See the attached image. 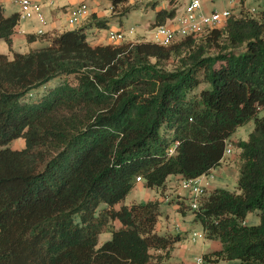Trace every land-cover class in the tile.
Listing matches in <instances>:
<instances>
[{"label": "trees", "instance_id": "trees-1", "mask_svg": "<svg viewBox=\"0 0 264 264\" xmlns=\"http://www.w3.org/2000/svg\"><path fill=\"white\" fill-rule=\"evenodd\" d=\"M110 1L119 16L136 6ZM239 10L167 45L92 43L79 26L29 33V42L46 43L0 52V264H162L180 236L157 230L158 198L124 202L137 176L161 189L171 174L202 175L232 142L242 148L237 190L205 189L189 208L205 237L221 242L202 254L204 264H264V14ZM176 14L160 8L152 24ZM88 18L108 26L96 12ZM20 22L0 0V39L11 46ZM57 77L65 78L26 100ZM251 120L249 138L233 141ZM251 210L259 223L246 222ZM105 231L112 237L98 246Z\"/></svg>", "mask_w": 264, "mask_h": 264}, {"label": "crops", "instance_id": "crops-1", "mask_svg": "<svg viewBox=\"0 0 264 264\" xmlns=\"http://www.w3.org/2000/svg\"><path fill=\"white\" fill-rule=\"evenodd\" d=\"M4 3L6 13H11L14 11H20V5L17 3L15 0H1ZM41 2L43 6V12L44 15L47 19V24H43L38 16H34L29 19H22L18 29L12 34V44L11 46L8 43V48L9 51H12L10 47H12L13 52L18 51L16 50V46L19 44H23L22 40L24 39L27 40V34L29 33H37L38 29L44 28L47 32H55V31H62L66 30L64 27L66 24H64V20H66L67 17V10L75 6L83 1H86L89 6L91 7V12H96L99 18H106L108 19V26L106 27H99L97 26L93 19H89L88 17L84 19L81 23L77 24L76 27L79 26H85L86 27V32L88 35V39L92 43H111V41L108 38V31L109 29H115V30H125V26L123 23V17L130 14V12L133 10L131 9L126 15L119 16L116 15L113 6L111 4L110 0H36ZM148 1L149 0H129L127 4H135V8L142 7L144 5L145 8L149 7L148 6ZM166 3V2H165ZM162 0L159 2L156 7L154 8L155 11H157L160 8H171L169 3L165 4ZM231 6L229 7H224V8H230L234 12H238L239 6H237V0H231ZM175 4V5H174ZM171 4L174 5L176 8V11L178 13V5L182 4L183 8V3L181 1H176V3ZM220 4V3H219ZM153 7L152 5H150ZM173 7V6H172ZM215 8H218L217 5L214 6ZM110 10L112 12V16L109 17L106 14V11ZM156 13V12H155ZM180 13V12H179ZM154 20V19H153ZM152 20V21H153ZM151 21V22H152ZM168 21V20H167ZM74 27V28H76ZM63 28V29H62ZM72 29V28H70ZM132 33V32H130ZM146 37H141V36H133V37H128L127 35L125 36V39L123 41H135V40H140L144 39ZM148 39V38H146ZM152 40V39H150ZM3 41V42H5ZM30 43H36L37 40L29 42ZM45 43L44 41L40 40L39 44L35 47H39ZM6 45V44H5ZM3 43V46H5ZM31 47V48H35ZM30 48V49H31ZM29 49V50H30ZM5 53V52H4ZM54 80V79H53ZM52 81V80H51ZM50 82V81H49ZM234 141H237L238 139H244L241 137H235L233 136L232 138ZM233 153V151H232ZM226 159V160H225ZM239 156L236 159L233 155H225L221 161V164H219L217 167L213 168L212 171L216 170V175L213 177H207V179H204V185L205 189L210 191L213 188L216 187H223V188H228L225 186L226 182L230 180L231 174L235 172V170L232 168V165H229L230 163H234L236 168H237V173L235 176L238 174V169H239ZM233 177V180L235 178ZM181 176L177 174H171L168 178V181L171 180V186L170 182L167 181V184L164 188L161 189H154L157 191L160 195L156 194L154 197L150 198H158L161 201V214L159 215L158 223H157V230L161 233H166V232H171L174 235H179L180 239L176 242L175 247L171 251L170 257L165 260L162 264H188L190 261L194 260L196 257L202 255L206 251L214 250L217 248L221 247V242L218 239H210L206 238L205 235L202 236L204 238L203 240V250L202 253H197L195 251L196 246L194 245L193 247L186 245L184 241L185 237V232L186 235H188L189 228L187 225H179L177 226L176 230H173L171 228V213L177 214L178 211L182 212L183 214L187 215V212L189 210V205L188 204V198H189V191L186 189H180L178 184ZM137 184H143V181H139ZM144 185V184H143ZM229 189V188H228ZM237 190V189H236ZM152 194V193H151ZM150 194V195H151ZM148 198V199H150ZM184 201V203H183ZM167 202V206L163 208L162 203ZM134 203V202H133ZM184 205L186 210H182L181 206ZM171 211V212H170ZM177 212V213H176ZM188 218V216H186ZM197 223H201L200 221L195 219V214H192V219ZM247 222V221H246ZM190 235V234H189ZM197 236V235H196ZM196 236L193 234L192 239L196 240ZM192 248V249H191Z\"/></svg>", "mask_w": 264, "mask_h": 264}, {"label": "rangeland", "instance_id": "rangeland-1", "mask_svg": "<svg viewBox=\"0 0 264 264\" xmlns=\"http://www.w3.org/2000/svg\"><path fill=\"white\" fill-rule=\"evenodd\" d=\"M161 1V0H160ZM165 4L170 5L171 6V0H162ZM172 2H175L172 0ZM203 2V6L205 11H210L213 8H215L214 6L217 5L218 9H223L224 7H229L231 6V0H216L215 2H209L207 0H202ZM220 3V4H219ZM146 5L142 6V7H137V8H133V10L130 12V14L126 15L123 17V23L125 26V34L128 37H133V36H141V37H146L148 39H152L154 41H158V39L154 36V33L157 29V26H153L152 24V20L155 17V9L153 7H151L150 5H148L149 7H146ZM237 6L240 7V10L245 13H250V14H254L257 17H261L264 14V0H237ZM254 8V10L252 9ZM183 8H182V4L178 5V13L182 12ZM239 10V11H240ZM106 14L111 17L112 16V12L110 10L106 11ZM239 14V13H238ZM237 14V15H238ZM66 20H64V24L65 25V29H70V28H74L77 26V24H71L68 23V19L66 17V13H65V17ZM134 28L133 31H130V28ZM63 29V28H62ZM46 31V30H45ZM132 32V33H130ZM4 39H0V52H5L7 53L10 57L13 56V49L12 47H10V49L12 51H9V46L8 43L5 41ZM23 44H19L16 46V50L24 52V51H28L31 47H35L37 46V44H39L40 40H37L36 43H28L26 39H24V41L22 40ZM3 43L5 46H3ZM46 43V42H45ZM43 43V44H45ZM245 48V45L239 46L238 48H236V51H241ZM214 50V49H212ZM178 59H173L169 62V67H173L175 65V63H177ZM222 63H224L223 60H219L216 63V66H220ZM202 74V73H201ZM203 76V74L201 75ZM63 78L65 77H57L56 79L38 87L33 89V94L29 95L27 94L26 96V100H38L41 96H43L44 94L47 93V91L51 88L54 87L56 85H58L60 82H62ZM204 79V78H203ZM206 86L205 82H202L199 86L198 89H201L202 87ZM255 127V123L254 120H251L250 122L246 123L245 125L239 126L237 131L234 133L235 137H241L244 139H248L249 138V133L253 130V128ZM234 141V140H233ZM24 145V139L20 138V139H15L12 143L11 146L12 147H17L20 148ZM231 147H232V151L233 153H227L226 155H233L236 159L238 158V156L240 157V153L242 151V148L236 145V142H232L231 143ZM226 160V159H225ZM240 162V160L238 161V163ZM229 165H232V168L235 170L234 173L231 174V178L229 181L226 182L225 186L228 187L230 190H236L238 188V182H239V173L240 170L238 169V174L235 176V174L237 173V168L235 166L234 163H230ZM212 173L214 175H216V170L212 171ZM235 176L234 180L233 177ZM207 177L210 176H206L205 180L207 179ZM171 180H169L168 182H170ZM170 182V186H171ZM179 188L181 189V185L178 184ZM184 189V188H182ZM157 191H155L153 188L147 187L143 184H137L135 187H133L130 192L128 193V195L126 196V198L124 199V202L126 204H131L133 202H142V201H146L148 198L150 197H154V195L156 194ZM152 193V194H151ZM151 194V195H150ZM158 195H160L157 192ZM189 198H188V204H191L192 202V195L191 193H189ZM184 203V201H183ZM167 202L162 203L163 208H165L167 206ZM168 207V206H167ZM171 212V211H170ZM177 213V212H176ZM192 214L193 211L189 208L187 215L183 214L182 212L178 211L177 214L175 213H171V228L173 230H176L177 226L181 225H187L189 228L188 231V235H186L185 232V237L183 238L185 241L186 245H189L191 247H193L194 245L196 246L195 251L197 253H202L203 250V240L204 238L202 236H196V240L192 239V236L194 234V232H201L204 233V229L201 223H197L192 219ZM188 216V218L186 217ZM246 221L249 224H256L259 223L260 221V217L257 214L256 210H251L248 212L247 217H246ZM115 225L117 227L122 226L120 224L119 221L115 222ZM190 234V235H189ZM112 237V232L110 231H105L102 232L101 234H99V238H98V246H101L107 239H110ZM192 249V248H191ZM183 264V263H180Z\"/></svg>", "mask_w": 264, "mask_h": 264}, {"label": "built area", "instance_id": "built-area-1", "mask_svg": "<svg viewBox=\"0 0 264 264\" xmlns=\"http://www.w3.org/2000/svg\"><path fill=\"white\" fill-rule=\"evenodd\" d=\"M20 5L21 20L29 19L38 16L43 24H47V19L43 12L41 2L36 0H15ZM183 3V10L177 13L175 17L171 18L165 24L157 26L154 36L158 39L157 42L161 44H169L178 36L198 35L207 30L222 25L227 18L232 14L230 8H213L205 11L202 0H176ZM215 2L216 0H207ZM254 10V8H252ZM91 14V7L86 1H83L67 10L68 23L79 24ZM134 28H130L133 31ZM44 28L38 29L37 33H45ZM124 30L109 29L108 38L116 44L125 39ZM33 91L29 93L32 95ZM169 154H175L176 145L169 147ZM232 152L231 144H228L225 150V155ZM206 176L213 177L212 170L196 177H182L178 179L182 188L186 189L192 195L191 206L197 208L199 206V199L205 191L204 179ZM142 176H137V181H142ZM194 235L204 236V233L194 232ZM188 264H204L203 256L200 255Z\"/></svg>", "mask_w": 264, "mask_h": 264}, {"label": "clouds", "instance_id": "clouds-1", "mask_svg": "<svg viewBox=\"0 0 264 264\" xmlns=\"http://www.w3.org/2000/svg\"><path fill=\"white\" fill-rule=\"evenodd\" d=\"M225 156V155H224Z\"/></svg>", "mask_w": 264, "mask_h": 264}]
</instances>
